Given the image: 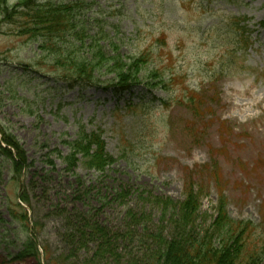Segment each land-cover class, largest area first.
<instances>
[{"label":"rangeland","instance_id":"obj_1","mask_svg":"<svg viewBox=\"0 0 264 264\" xmlns=\"http://www.w3.org/2000/svg\"><path fill=\"white\" fill-rule=\"evenodd\" d=\"M22 3L0 0V141L4 132L27 160L16 174L18 155L2 144L0 228L11 234L0 243V264H145L157 247L146 236L168 237L176 227L159 199L183 203L189 188L197 238L223 202L231 219L253 224L251 238L264 249V0H84L74 14L89 36L102 28L122 57L147 58L136 65L139 84L122 95L107 70L85 86L55 74L41 37L11 23ZM243 19L246 29L236 24ZM54 43L70 47L67 38ZM78 127L100 139L114 166L101 178L77 164L84 184L73 200L62 158ZM12 202L26 210L29 230L12 219ZM74 216L84 221L82 240L68 238ZM26 239L38 255L19 258Z\"/></svg>","mask_w":264,"mask_h":264},{"label":"trees","instance_id":"obj_2","mask_svg":"<svg viewBox=\"0 0 264 264\" xmlns=\"http://www.w3.org/2000/svg\"><path fill=\"white\" fill-rule=\"evenodd\" d=\"M85 5L84 0H76L67 3H53L52 0H23V3L13 9V19L11 23H16L20 26V31L28 34L30 38L41 37L39 44L42 49H48L49 53L46 60L54 64L57 70L55 74H59L67 83L77 85H95L100 82V76L103 70H107L115 77L112 79L114 83L109 87H113L114 95H121L125 92H130L139 84V72L136 65L146 62V57L141 59L142 55L125 59L118 51L117 45L112 40H107L103 34L102 28L92 37L89 36L86 30L87 23H78L76 11ZM5 14L4 17H8ZM236 21V20H233ZM9 22V20H8ZM239 28H247L245 22L247 20L236 21ZM264 26V24H263ZM262 26V27H263ZM247 32V31H245ZM67 38L69 48L66 51H60V47L54 42H64ZM105 46L109 47L111 55H104L102 50ZM82 53L87 52L79 57L80 54H75V49ZM55 52L58 54L56 56ZM50 58V60H48ZM146 58V59H145ZM157 78V76H156ZM106 84V82L104 83ZM77 138L69 144V154L62 158L65 165V172H69L73 178L72 186L75 187L72 191L73 200H81L80 190L78 187L84 184V178L77 172L76 165L80 164L88 173L101 175L104 178L108 173L112 172L114 163L105 153H103V145L100 139L84 131L83 127H78ZM2 133V131L0 132ZM1 135V134H0ZM0 141V157L4 153H9L7 149L12 148L18 155L19 162H13L12 157L9 159L14 163L11 168H14L16 174L24 175L26 161L23 156V151L14 139H8L3 132V137ZM4 144L5 147H2ZM79 158L77 159V156ZM19 176V177H20ZM126 193L117 194V198H123ZM187 198L183 203L173 202L170 198L163 200L158 198L165 213H171L174 216L172 224L175 225L173 231L168 237H163L161 234L148 235L146 242L155 244L156 248L153 251L151 258L144 261L145 264H259L262 257L264 258V249H259L257 244L260 242L251 238L254 234V226L249 221H235L230 218L225 210V204L222 202L216 209V216L210 224V229L206 234H202L201 238H197L193 223L198 215V201L196 194L192 188L185 195ZM23 204L27 203L28 199L20 197ZM27 205V204H26ZM10 211L14 222H25L23 227L29 230V219L26 210L21 204L12 202ZM134 220L135 217L131 216ZM12 220V221H13ZM74 230L68 238L74 236H84V221L81 216H74ZM135 221V220H134ZM1 224V223H0ZM97 227L94 226V228ZM1 229V228H0ZM0 243L7 245L5 235H10L11 230L1 229ZM94 230V229H93ZM96 236H101L106 244L110 243L107 235L101 229L93 231ZM80 236V240H82ZM5 238V239H4ZM34 240V239H33ZM32 240V241H33ZM146 240V239H145ZM35 241V240H34ZM25 249L19 258H23L28 254H37L35 245L31 240L23 242ZM36 243V242H34ZM22 249V248H21ZM262 256V257H261ZM18 258V260H19ZM264 261V259H263Z\"/></svg>","mask_w":264,"mask_h":264}]
</instances>
